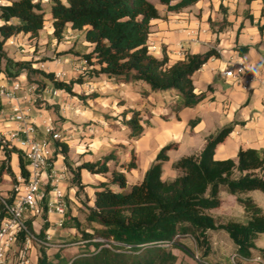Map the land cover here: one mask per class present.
<instances>
[{"label": "trees", "instance_id": "trees-1", "mask_svg": "<svg viewBox=\"0 0 264 264\" xmlns=\"http://www.w3.org/2000/svg\"><path fill=\"white\" fill-rule=\"evenodd\" d=\"M200 1L158 0L168 12L182 11ZM252 1L256 0H247L248 3ZM48 14L51 15L50 20ZM160 18L159 9L152 0H14L0 8V73L17 79L25 71L30 83L39 84V93L50 83L56 90L81 99L82 96L74 92V85L84 84L87 80L83 76L67 83L57 79L54 73L34 69L33 62H15L4 52V46L14 36L23 34L31 39L38 38L48 21L52 22L54 37L59 42L64 39L70 25L73 30L82 31L85 40L94 45L90 53L82 56L93 67L88 74L89 79L105 75L119 83L143 81L154 92L175 90L179 101L173 112L178 114L185 108L196 107L207 98V93L195 92L194 75L211 59L221 55L215 49L203 54L187 53L183 60L172 65L167 55L162 59L155 57L150 52L148 41L151 22ZM238 50L243 54L249 47H238ZM32 76L36 78L35 82ZM142 121L141 113L133 112L127 122L131 130L130 139L142 137ZM199 121V118L190 121V127L194 128ZM235 125L232 123L209 137L199 154L176 161L173 169L178 176L174 180L163 179V166L169 160L168 152L176 144H168L160 150L139 184L128 187L126 174L112 171L110 183L94 188V206L88 208L85 224L75 220L79 235L69 243H80L79 252L68 258L58 250L50 256L47 247L42 246L36 264H191L179 262L174 253L180 249L194 257L182 244L185 238H192L200 253L193 264H210L211 234L218 231L227 234L240 257L253 258V251H257L264 259V250L255 245L259 235L264 234V212L251 198L241 197L252 191L264 193V149H240L237 160L219 161L215 158L217 147L233 132ZM57 146L71 167L69 146L60 142ZM0 148L7 157L0 166V177L3 173L12 177L14 194L19 183L10 166L11 154H18L21 175L25 179L29 174L28 162L21 150L8 149L2 145L1 139ZM114 159L110 154L102 161L83 163L74 169L78 189H84L81 170L108 174V163ZM123 168L127 172L137 168L135 152ZM222 191L238 197L245 208L244 220L222 221L211 213L221 207ZM4 216L5 212L0 207V221ZM48 226L44 224L39 237H45ZM29 227L33 232L31 223ZM24 241L22 236L20 243Z\"/></svg>", "mask_w": 264, "mask_h": 264}, {"label": "crops", "instance_id": "crops-1", "mask_svg": "<svg viewBox=\"0 0 264 264\" xmlns=\"http://www.w3.org/2000/svg\"><path fill=\"white\" fill-rule=\"evenodd\" d=\"M0 1L1 8L14 0ZM156 6L161 18L151 22L148 41L151 54L159 59L167 55L171 65L183 60L187 53L203 54L215 49L221 55L220 58L211 59L194 75L195 92H205L207 98L196 107L185 108L178 114L173 112L179 101L175 90L154 92L143 81L119 83L105 75L89 79L88 74L93 67L82 56L90 53L94 45L85 40L82 31H75L70 25L60 42L54 37L52 22L48 21L38 38L31 39L28 35L20 34L10 38L4 46L7 57L15 62H33L34 69L54 73L56 77L60 74L58 79L67 83L81 76L87 80L84 84L74 85V92L81 95V99L56 90L51 84H47L41 93L36 89L33 94L26 90L18 94L23 97L22 106L29 109L30 118L37 125L38 139L47 138L44 133L46 119L53 121L56 131L63 138L62 142L55 141L52 145L56 150V168L65 177L61 186L68 203L65 223L62 228L57 227L55 224L59 216L49 213L44 214L46 217L37 218L34 226L35 232L40 234L44 224L49 225L45 237L48 234L51 236L53 247L59 246L54 242L71 241L79 235L75 220L85 224L88 208L94 206V188L102 183H110L112 171L124 172L128 187L139 184L160 150L168 144H176V147L168 152L169 160L163 166V179L167 181L178 176L173 169L176 161L199 154L209 137L232 123H236L233 132L216 149L217 160H237L240 149H264V88L254 87L247 91L221 74L224 64L239 56L253 66L264 67V2L202 0L179 12H168L160 4ZM47 18L50 20L51 15L48 14ZM238 47H249V50L242 54ZM45 50L47 54H42ZM181 50L183 55L180 56ZM44 56L51 61H44ZM2 68H5L4 61ZM15 81H20L24 89L32 85L38 88L36 83L28 81L27 73L23 71L17 79L0 73V90L11 88ZM135 111L141 113L144 126V134L137 140L130 139L131 130L126 125ZM10 113L11 105L0 95V135L9 136V132L15 128L14 124L7 122ZM196 118L200 119L199 123L194 128L190 127V121ZM57 142L69 146L71 167L66 164L63 153L59 152ZM185 146L191 148L192 153L175 158L174 154ZM12 148L20 150L19 143L12 141L8 149ZM133 152L136 154L137 168L127 172L123 165L131 161ZM110 153L115 158L108 163L110 173L92 174L86 169L81 170L84 189L79 190L73 170L83 163L102 161L104 154ZM6 158L5 151L0 148V166ZM10 166L18 182L22 177L18 154H11ZM129 174H134L137 181H129ZM14 187L12 177L3 173L0 177V198L10 197ZM111 187L117 189L115 185ZM241 197L251 198L264 212L263 192L252 191ZM211 213L218 219L217 214L224 216V219L242 221L245 208L242 215H234L233 212L223 215L214 210ZM262 236L264 234L259 235L255 245L264 250V245H259ZM253 253L249 261L264 264L262 258L257 261L259 253Z\"/></svg>", "mask_w": 264, "mask_h": 264}, {"label": "built area", "instance_id": "built-area-1", "mask_svg": "<svg viewBox=\"0 0 264 264\" xmlns=\"http://www.w3.org/2000/svg\"><path fill=\"white\" fill-rule=\"evenodd\" d=\"M152 49L155 50V47ZM179 55H183L182 50ZM221 74L247 91L254 87L264 88V67L253 66L241 56L228 60ZM58 77L60 74L56 78ZM36 89L34 85L24 89L20 81H15L11 88L0 90L1 97L11 105L7 122L15 125L9 136L0 135L1 143L6 147H9L12 141L19 143L20 150L28 162L29 172L27 179H18L16 193L8 198H0V207L5 212L0 221V264H13L12 256H16V264H31L32 241L45 247H53L49 234L41 238L40 234L35 232V220L44 214L55 213L59 216L55 225L62 228L68 212V203L61 190L65 177L64 173L56 168V150L52 145L55 141L62 142L63 138L56 131L53 121L46 119L44 133L47 138L38 139L37 125L30 118L29 109L22 106L23 97L18 95L24 90L33 94ZM29 223L33 226V232ZM22 236L25 241L20 247ZM239 257L236 254L234 259ZM257 261H261V258Z\"/></svg>", "mask_w": 264, "mask_h": 264}, {"label": "rangeland", "instance_id": "rangeland-1", "mask_svg": "<svg viewBox=\"0 0 264 264\" xmlns=\"http://www.w3.org/2000/svg\"><path fill=\"white\" fill-rule=\"evenodd\" d=\"M152 1L156 5L159 4L158 0H152ZM64 53L66 54L67 52H64ZM42 54H47V50H45L44 53ZM43 59L44 61H47V60L51 61V59L46 56H44ZM31 78H32V81L35 82L36 78L34 76H32ZM139 84L145 85V83H139ZM40 87H41V84H40ZM126 125L128 126V123H126ZM191 150H192L191 148L185 146L181 148L180 150H178V152L174 154V157L178 159L185 155H189L192 153ZM110 154H113V153H110ZM106 155L107 154H104L103 157L106 158L107 156H109V155L107 156ZM128 179L131 182L137 181L135 179L134 174H129ZM221 196H222V205L220 208L214 209V211H216L219 214H223V215H230L232 212L234 213V215H239L240 213L242 215L244 213V208L239 204L237 196H233L228 193H222ZM216 216L220 217V220L222 221L224 220V216H220L218 214ZM211 241H212V252L208 259V262L210 264H253V262L251 263L249 261L250 259L245 260L240 257L234 259V256L237 254V252L235 250V246L233 245V243L231 242V240L229 239V237L227 236L225 232L218 231V232L212 233ZM31 244H32V249H31V254H30L31 264H36L37 257L40 256V249L42 245L38 244L35 241H32ZM182 244L186 246L194 254V257L191 256L188 252H185L183 250H180V249L174 250V253L179 258V262L191 263V264L195 263V260L199 258L200 253H198L194 240L192 238H185L182 240ZM21 245L22 244H20V247ZM54 245H59V246L47 247L49 248L47 249V253L50 256H53L56 252H58V250H60L61 254L65 255L68 258L79 252V245L70 244L69 241L54 242ZM259 245L261 246L264 245V236H262L261 239L259 240ZM11 258H12V261L14 262L13 264H16V260H17L16 256H12Z\"/></svg>", "mask_w": 264, "mask_h": 264}]
</instances>
